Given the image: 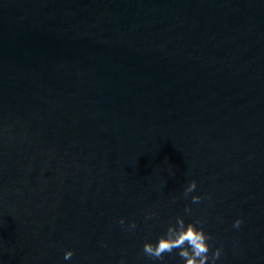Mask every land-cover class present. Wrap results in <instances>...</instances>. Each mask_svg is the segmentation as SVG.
Wrapping results in <instances>:
<instances>
[{
  "label": "water",
  "instance_id": "water-1",
  "mask_svg": "<svg viewBox=\"0 0 264 264\" xmlns=\"http://www.w3.org/2000/svg\"><path fill=\"white\" fill-rule=\"evenodd\" d=\"M177 216L264 264V0H0V264H152Z\"/></svg>",
  "mask_w": 264,
  "mask_h": 264
},
{
  "label": "clouds",
  "instance_id": "clouds-1",
  "mask_svg": "<svg viewBox=\"0 0 264 264\" xmlns=\"http://www.w3.org/2000/svg\"><path fill=\"white\" fill-rule=\"evenodd\" d=\"M198 187L197 181L193 180L185 189L184 196L187 197ZM203 197L194 195L191 198L193 204L201 202ZM176 201L173 200L172 203ZM192 208L184 209L185 216H191ZM185 216H177L170 220L165 231L154 241H147L143 244L142 252L150 259L152 264H166V256L175 254L179 257L181 264H218L223 254V247H217L213 251L210 243L213 237L205 229V222L202 219H186ZM158 213L148 212L144 220H157ZM244 223L242 218L235 220L233 227L239 229ZM119 224L124 226L125 219ZM138 227L136 221L127 225L128 231H134ZM74 256L73 250L64 253V260L69 261Z\"/></svg>",
  "mask_w": 264,
  "mask_h": 264
}]
</instances>
